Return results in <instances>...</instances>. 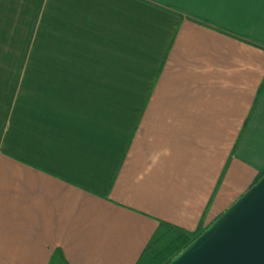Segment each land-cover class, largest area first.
Returning <instances> with one entry per match:
<instances>
[{
    "label": "crops",
    "instance_id": "0c3cea01",
    "mask_svg": "<svg viewBox=\"0 0 264 264\" xmlns=\"http://www.w3.org/2000/svg\"><path fill=\"white\" fill-rule=\"evenodd\" d=\"M263 170L264 0H0V264H135Z\"/></svg>",
    "mask_w": 264,
    "mask_h": 264
},
{
    "label": "water",
    "instance_id": "95a60500",
    "mask_svg": "<svg viewBox=\"0 0 264 264\" xmlns=\"http://www.w3.org/2000/svg\"><path fill=\"white\" fill-rule=\"evenodd\" d=\"M168 264H264V176Z\"/></svg>",
    "mask_w": 264,
    "mask_h": 264
},
{
    "label": "trees",
    "instance_id": "16d2710c",
    "mask_svg": "<svg viewBox=\"0 0 264 264\" xmlns=\"http://www.w3.org/2000/svg\"><path fill=\"white\" fill-rule=\"evenodd\" d=\"M259 94H261V88L258 89L257 95ZM9 102L11 103V99ZM1 128L4 130L3 126ZM261 176H264V170L254 179V184ZM199 232L200 229H197L192 234H188L183 229L174 227V225L158 222V226L153 231L150 241L143 248L141 256L135 264H168L173 257H177L180 254L183 248L192 243ZM49 264L67 263L60 251L55 249Z\"/></svg>",
    "mask_w": 264,
    "mask_h": 264
},
{
    "label": "rangeland",
    "instance_id": "374dc122",
    "mask_svg": "<svg viewBox=\"0 0 264 264\" xmlns=\"http://www.w3.org/2000/svg\"><path fill=\"white\" fill-rule=\"evenodd\" d=\"M200 233V232H199Z\"/></svg>",
    "mask_w": 264,
    "mask_h": 264
}]
</instances>
